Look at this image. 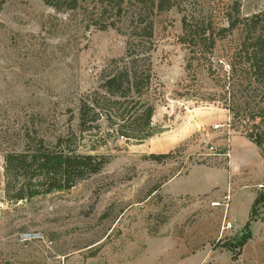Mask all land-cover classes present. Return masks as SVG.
I'll list each match as a JSON object with an SVG mask.
<instances>
[{"label":"rangeland","instance_id":"1","mask_svg":"<svg viewBox=\"0 0 264 264\" xmlns=\"http://www.w3.org/2000/svg\"><path fill=\"white\" fill-rule=\"evenodd\" d=\"M235 1L241 16L264 11V0H185V6L195 19L224 25ZM181 16L173 8L155 17L152 81L142 97L154 109L155 134L137 143L104 120L98 130L78 128L80 99L124 55L125 37L112 29L83 30L75 17L40 0H0V125L11 130L9 149L22 147L17 129L24 125L31 148L39 138L54 144L72 134L68 147L77 154L108 159L69 190L14 200L19 189L27 193L38 183L33 170L25 178L6 173L0 152V264H264V160L245 138L257 123L246 93L225 81L230 39L208 56V70L180 44ZM231 147L235 167L226 179ZM193 164L217 167L198 175L213 184L208 195H166L184 178L160 190ZM225 223L231 230H222ZM32 231L50 248L19 242Z\"/></svg>","mask_w":264,"mask_h":264},{"label":"trees","instance_id":"2","mask_svg":"<svg viewBox=\"0 0 264 264\" xmlns=\"http://www.w3.org/2000/svg\"><path fill=\"white\" fill-rule=\"evenodd\" d=\"M40 1L57 13L75 17L83 30L112 29L126 40L124 55L110 62L98 89L80 99L79 132L98 130V123L104 120L108 128L114 129L120 137L137 143L155 134L152 126L154 109L142 100L152 81L154 20L158 15L176 8L182 14L179 42L192 48L193 60L202 67L208 63L210 70L208 56L212 55L219 42L230 39L231 45L225 51V81L228 89L240 87L246 93L245 102L251 106L257 123L245 133V138L259 150L264 160V11L241 16V6L235 1L224 12V25H215L208 17H202L200 21L189 15L185 0ZM10 131L8 126L0 125V152L3 153L5 172L25 178L33 170L32 177L38 183L27 193L23 188L19 189L13 195L14 200L54 190H69L77 180L98 174L108 163L104 156L80 155L68 147L72 134L58 136L54 144L39 138L31 148L26 143L29 131L24 125L17 129L18 137L25 141L22 147L20 150L9 149ZM167 156L150 155V158L157 161ZM258 201L256 198L253 205ZM250 222L251 214L244 225L245 230ZM242 244L241 239L237 245Z\"/></svg>","mask_w":264,"mask_h":264},{"label":"crops","instance_id":"3","mask_svg":"<svg viewBox=\"0 0 264 264\" xmlns=\"http://www.w3.org/2000/svg\"><path fill=\"white\" fill-rule=\"evenodd\" d=\"M234 167H235V163L233 161L232 147H231L230 155H229V165L227 169L224 168L226 179L229 176H232V174L234 173ZM213 168H217V167H208L202 164L190 165L183 173L175 175L169 178L168 180H166L161 185L160 190L163 191L165 188H168L171 184H173L177 180L184 178L185 180H183L182 184H176L172 188H169V190L167 191L168 193L166 195L173 197H189L193 199L201 198L204 195H208V191H213L215 188H213L214 186H211L213 184L210 183H209L210 185L206 184L208 182L206 178H203L202 180V178H199L198 175H201L202 172H211ZM187 180L189 181L186 182ZM225 181L226 180H224V182ZM185 183L189 184V188L185 187ZM56 258L58 259L59 257L57 256ZM88 261L89 260H87L85 264H88Z\"/></svg>","mask_w":264,"mask_h":264},{"label":"built area","instance_id":"4","mask_svg":"<svg viewBox=\"0 0 264 264\" xmlns=\"http://www.w3.org/2000/svg\"><path fill=\"white\" fill-rule=\"evenodd\" d=\"M221 126L220 125H214V129H219ZM123 138V137H121ZM262 185H259V188H262ZM228 197H224L223 200H227ZM213 206L217 207L220 206L221 203L220 202H213L212 203ZM232 225L230 223H225L223 224L222 230L226 231V230H231ZM19 242L24 243V242H35V243H43L45 248L49 249L51 246V242H47L45 241L43 235L39 232H23L19 235Z\"/></svg>","mask_w":264,"mask_h":264}]
</instances>
